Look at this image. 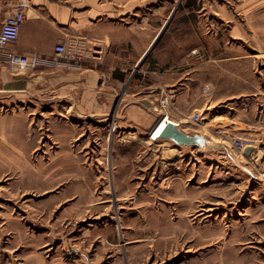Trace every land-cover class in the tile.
Masks as SVG:
<instances>
[{
    "label": "rangeland",
    "instance_id": "obj_1",
    "mask_svg": "<svg viewBox=\"0 0 264 264\" xmlns=\"http://www.w3.org/2000/svg\"><path fill=\"white\" fill-rule=\"evenodd\" d=\"M262 1L151 6L156 13L164 7L158 45L169 53L198 47L203 62L250 55L241 97H228L241 86L237 70L229 75L224 67L213 90L202 85L215 97L204 96L199 122H192L195 113L190 121L205 144L176 148V155L165 141L120 137L97 117L67 113L64 101L51 100L63 87L52 88L50 77L33 87L38 68L9 73L31 86L0 93V264H264V24L247 27L264 19L263 8L247 13ZM89 60L56 59L54 67H65L54 75L80 74ZM91 88L97 98V76ZM161 105L154 111L166 101ZM233 136L252 148L248 157L235 150Z\"/></svg>",
    "mask_w": 264,
    "mask_h": 264
},
{
    "label": "crops",
    "instance_id": "obj_2",
    "mask_svg": "<svg viewBox=\"0 0 264 264\" xmlns=\"http://www.w3.org/2000/svg\"><path fill=\"white\" fill-rule=\"evenodd\" d=\"M155 1L0 0V24L16 5H24L25 21L19 37L7 48L16 54H36L47 59L48 63L38 67L40 70L37 69L34 74L33 87L38 90L39 83L42 87V81L50 77L52 88H56L54 85L63 87L51 100L56 105L64 101L67 113L78 110L79 117H97L95 121L106 129L113 123L120 137L132 135L145 139L162 116L176 123L181 132L189 136H202L190 117L202 108L204 96L208 99L212 97V100L215 97L213 91L210 95H204L202 85L209 83L213 90L220 82L219 77L227 75L224 67L230 70L229 75L233 74L232 70H237L235 76L239 78L241 86L238 90H230V87L228 93L232 95L228 97H241L246 90L244 77L250 76V55L235 51L227 57L206 58L203 62V54L198 47L188 51L184 46L182 53H169L168 47L166 51L165 45H158L166 20L164 7L157 13L151 8ZM258 7L248 9L247 13H252V16L261 13L262 10L258 9H264V0ZM230 15V22L235 23L233 12ZM262 21L264 19L252 20L247 27L254 29L256 25L264 24ZM233 28H240L238 22ZM71 38L88 40V50L94 54L90 62L79 65L80 74L59 71L64 65L54 67V47ZM54 68H59L56 76ZM95 76L99 79L97 98L92 96L91 91ZM25 77L12 78L0 59V93L29 92L31 85L29 81L25 82ZM229 83L226 81V84ZM233 92L240 94L234 96ZM164 99L167 103L165 110L155 112L154 106L159 107ZM115 109L117 111L114 113ZM160 141L175 148L186 147L175 146L168 140ZM242 157L248 155L243 153Z\"/></svg>",
    "mask_w": 264,
    "mask_h": 264
},
{
    "label": "built area",
    "instance_id": "obj_3",
    "mask_svg": "<svg viewBox=\"0 0 264 264\" xmlns=\"http://www.w3.org/2000/svg\"><path fill=\"white\" fill-rule=\"evenodd\" d=\"M24 21L25 7L19 4L14 7L13 12L0 24V59L11 75L26 73L48 63L47 59L36 54L20 55L8 50V45L17 41ZM87 43L88 40L83 38H71L67 42L54 47V57L62 62L72 64L92 58L94 54L88 50ZM165 101V99L161 100L162 107H165ZM191 119L193 123L197 124L200 120V115L195 113ZM231 141L235 150L241 153L248 148V145L244 144L239 137L233 136ZM262 177L264 178V172Z\"/></svg>",
    "mask_w": 264,
    "mask_h": 264
},
{
    "label": "water",
    "instance_id": "obj_4",
    "mask_svg": "<svg viewBox=\"0 0 264 264\" xmlns=\"http://www.w3.org/2000/svg\"><path fill=\"white\" fill-rule=\"evenodd\" d=\"M162 118L163 116L157 120L151 131L160 123ZM160 139L168 140L172 142L175 146L187 147L190 145H197L201 147L205 144V140L202 136L199 135L189 136L181 132L179 128L172 122H166V126L160 134ZM251 152H252V148H247L244 153L245 155H250Z\"/></svg>",
    "mask_w": 264,
    "mask_h": 264
},
{
    "label": "bare ground",
    "instance_id": "obj_5",
    "mask_svg": "<svg viewBox=\"0 0 264 264\" xmlns=\"http://www.w3.org/2000/svg\"><path fill=\"white\" fill-rule=\"evenodd\" d=\"M92 115V114H91ZM92 117V116H91ZM106 120V119H105ZM166 122H172L169 120V118L167 116H164L160 123L151 131L149 132V141H159V140H163V139H160V134L162 132V130L165 128L166 126ZM222 122V121H221ZM173 123V122H172ZM176 124V123H175ZM177 125V124H176ZM111 131L114 132V129L117 128L116 125H114L113 123L111 124ZM152 129V128H151ZM120 130V129H119ZM124 133V132H123ZM127 133V132H126ZM128 143V142H127ZM149 143V142H148ZM151 146V145H150ZM167 153L169 154H175L176 153V148L173 147V146H168L167 147ZM154 153V152H153ZM145 155V154H144ZM165 155V154H164ZM176 155V154H175ZM148 161V160H147ZM108 162V161H107ZM169 165V164H168ZM167 167V166H166ZM143 177V176H142ZM143 179V178H142ZM109 181V180H108ZM128 199V198H127ZM131 199V198H130ZM114 204V203H113ZM217 206V204H216ZM208 210V209H207ZM213 210V209H212ZM211 210V211H212ZM204 212V211H203ZM207 212V211H206ZM152 216V215H151ZM112 218V217H111ZM155 219V218H153ZM157 221V220H156ZM121 235V234H120ZM122 236V235H121ZM123 238V237H122Z\"/></svg>",
    "mask_w": 264,
    "mask_h": 264
}]
</instances>
